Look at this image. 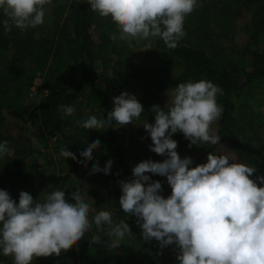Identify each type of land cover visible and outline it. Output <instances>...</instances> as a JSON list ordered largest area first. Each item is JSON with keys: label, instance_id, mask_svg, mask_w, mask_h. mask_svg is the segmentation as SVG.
I'll use <instances>...</instances> for the list:
<instances>
[{"label": "clouds", "instance_id": "clouds-1", "mask_svg": "<svg viewBox=\"0 0 264 264\" xmlns=\"http://www.w3.org/2000/svg\"><path fill=\"white\" fill-rule=\"evenodd\" d=\"M53 0H0V25L5 32L16 27L23 31L44 23L46 7ZM101 18L110 17L119 31L113 38L122 41L160 38L175 48L184 36L185 17L199 0H86ZM223 90L210 80H186L170 92L164 109L152 105L154 121L142 120L150 138V149L166 159L142 160L132 168V179L120 181L119 206L124 214L137 218L144 240L154 238L161 247L175 244L178 264H264V177L251 179L254 168L238 162L232 153L209 152L206 162L190 167L192 160L181 158L171 138L178 130L192 144L218 145L219 134L211 125L223 108L217 95ZM113 108L107 118L90 114L77 121L88 129H103L111 121L124 125L140 120L143 107L125 91L112 97ZM71 116L72 105H60ZM101 142L88 141L80 157L92 156ZM10 149L0 140V158ZM60 156L76 160V155L61 147ZM83 164L85 161H78ZM111 159L103 167L93 161L90 171L108 174ZM146 173L166 177L170 194L162 196L161 183ZM147 182V183H146ZM65 199L61 188L44 192L33 199L19 192L18 203L0 189V255L11 256L13 264H31L33 257L59 255L95 226L92 244L108 249L120 245L131 233L124 219L113 222V211L94 209L85 189L76 188ZM91 214V215H90ZM107 226V227H105ZM107 237V239H105Z\"/></svg>", "mask_w": 264, "mask_h": 264}, {"label": "trees", "instance_id": "trees-1", "mask_svg": "<svg viewBox=\"0 0 264 264\" xmlns=\"http://www.w3.org/2000/svg\"><path fill=\"white\" fill-rule=\"evenodd\" d=\"M243 8L251 12L250 21L254 28L252 38L264 33V0H199L197 7L185 17L183 26L185 34L178 45L175 48H168L162 39L151 38L156 54H148L147 57L134 62L128 74L135 82L129 84L130 81L126 80L123 85L126 92H130L132 86L136 87L137 93L134 96L144 107H148L158 99V95L167 86L175 65H178L180 70L179 83L200 79L212 81L223 90L222 95H217V103L223 108L222 114L217 120L215 132L219 134L220 139L218 145L206 143L202 155L197 160L206 162L202 159H207L209 152H215L221 145L226 144L258 165V169L264 177V166L258 164L246 152L234 127L235 117L233 116L235 91L242 84L264 78V51H247L246 53L249 52L251 56L250 64L248 67H241L230 60L220 58L219 52L211 53L208 44L210 34H213L209 23L214 20L215 22L227 21ZM91 12L86 0H73L68 5L56 3L53 11L54 18L67 21V26L63 32L61 31L60 37L29 32L23 38H15L12 41L13 51L8 66L4 72L0 73V94L3 96L0 99V140L7 141L10 149L9 153L0 158V174L4 177V183L9 184L10 191L6 190L9 195H13L12 189L25 191V188L20 187L29 177L30 167L25 159L27 149L22 145L19 132L13 135L10 132L11 127L10 129L6 127L7 121L1 114L2 106H16L20 110L25 107L22 104L24 102L22 96L14 97L9 94L11 92L9 90L10 83H16L23 78L27 63L34 65L42 60L43 63L40 64L39 69H43L44 62L53 53L63 52L64 59L69 63V69L79 71V76L70 79L60 66L51 62L45 72L50 90L37 104V112H30V114L34 118H40L43 125L49 127V130H59L58 121L63 112L59 108L60 105L70 104L74 106V109L83 102L90 105L91 109L88 113L81 114L79 118L71 116L63 121V126L68 134L70 132L73 135V141L77 142L79 147L71 148V152L76 155L77 159L70 158L67 161L65 171L59 176V179L61 185H64L65 194L67 192L69 201H71L70 193L72 192L67 191L69 186L65 181L73 178V181L76 182L74 188L82 189L86 184V179L94 178L96 174L95 178L98 177L100 186H96L95 190L90 192L94 202L92 206L112 209L115 223L124 219L131 232L126 235L125 240H130L135 244V248L130 253L121 255L116 248L108 249L105 244H92L89 239L95 232V226H93L82 238L74 242L68 249L62 250L59 255L39 256L37 257L39 261L33 264H58L61 260L70 261V264H77L79 261L83 264H177L174 248L170 245L161 247L154 238L144 240L137 218L131 213L125 215L119 206L120 181L131 180L132 172L122 153L115 121H111L109 126L103 129L88 130L76 123L87 118L90 114H100L107 118V113L112 108L109 100L111 90H107L106 86L113 82L114 74L123 71L125 65L121 46L111 40L109 36L116 24L110 17L101 18ZM0 19L3 17L0 16ZM94 28L99 30L98 37L102 42H95ZM13 30L14 27L5 32L3 26L0 25V49L6 48ZM101 50L114 55V58L112 56L105 58L107 60L105 65L110 67V63H113L109 74L96 72V62L100 59L99 51ZM174 135L172 136L177 138L178 145L184 146L188 141L179 130ZM65 137L66 141L71 138V136ZM93 138L99 139L101 143L93 148L92 156L80 157L79 153ZM151 153L153 156L162 158L160 154ZM81 159L85 161L83 164L78 162ZM109 159L112 164L108 174L90 171L93 161L103 167L105 161ZM82 167L84 170L81 169ZM101 190L103 194L100 193ZM18 198L19 194H15L11 199L18 203ZM36 199L42 198L37 197ZM0 258L4 257L0 256ZM5 264H13V260L7 259Z\"/></svg>", "mask_w": 264, "mask_h": 264}, {"label": "rangeland", "instance_id": "rangeland-1", "mask_svg": "<svg viewBox=\"0 0 264 264\" xmlns=\"http://www.w3.org/2000/svg\"><path fill=\"white\" fill-rule=\"evenodd\" d=\"M73 0H53L52 4L46 7V13L44 17V23L38 25L34 28H28L26 30H19L14 27L13 34L9 43L5 49H0V73L4 72L8 66L11 52L13 51L12 41L15 38H23L29 32H34L37 35H53L59 36L61 31L63 32L67 26V21L64 19H55L54 18V5L56 3L61 4H70ZM95 13V12H91ZM251 12L250 10L241 9L236 15L231 18H228L227 21H211L209 23L213 34H210L208 44L211 53H220V58L225 60H230L231 62L241 66L248 67L251 61L250 51H264V33H260L256 38H252V32L254 30L252 22L250 21ZM213 18V17H212ZM227 22V23H224ZM109 33L111 40L116 41L121 46V54L125 60L124 69L119 74H114L112 76L113 82L108 83L106 86L107 90H111L109 94V100L111 108H113L112 97L117 96L124 91V81H130L129 84L135 82L131 76H129V69L131 65L147 57L148 54H156V50L153 46L151 38L146 40H131V41H122L118 37L113 38V34L118 33L119 29L115 25ZM94 38L95 42H102L99 36V30L94 28ZM249 51L248 53H246ZM101 52V53H100ZM210 52V51H209ZM100 59L96 62V72L100 74H109L112 70V64L110 67L105 65L107 60L106 57L112 56L111 53H107L103 50L99 51ZM56 63V66H60L65 75L70 79H75L79 76V71L69 69V63L64 59L63 52L53 53L44 63L45 66L43 69L40 68V64L43 63L42 60L36 62L34 65L26 64L25 75L23 78L16 83H10L9 91L11 96L16 97L20 95L23 97L25 105L24 109H17L16 106L13 107H4L2 106L1 114L2 117L6 119V127L11 130L10 132L15 135L19 132V137H21L22 145L26 147V162L30 167L29 177L24 181V185L20 188H25V191L28 192L33 199L37 197L42 198L44 192L54 190L56 188H61L64 191L63 186L61 185L59 176L65 171L67 166V161L70 159L63 158L60 156L61 147H66L67 150L71 151L73 148L79 147L78 143L74 142L73 135L67 132L66 128L63 126V121L69 117L75 116L79 118L81 114H86L89 112L90 105L85 102L76 106L74 113L71 116H66L62 112V115L59 119L60 129L49 130V127H46L41 122L40 118H34L30 112H37V104L50 90V87L47 83V77L45 76L46 67L50 63ZM179 66L175 65L173 71L171 72L167 86L162 90L158 95V99L153 102V104L148 105V107H143V113L140 120L134 122H129L124 125H116L117 129V138L119 139L120 145L122 147V153L124 155L125 161L130 169L142 160L151 159L153 161L159 162L166 159V155H160L162 158L153 156L150 149L152 143L151 138L147 130L143 127L141 121L144 119L148 123L154 121V115L151 110L152 105H158L161 109H164L167 99H170V92L176 86L178 82ZM115 86V87H112ZM131 86V85H130ZM126 92V91H125ZM134 95L137 93V88L132 86L131 91L127 92ZM3 96L0 94V99ZM234 104L235 109L233 116L235 117L234 127L236 132L239 135V138L242 144L245 146L246 152L254 158L258 164L264 166V78L255 80L251 83L242 84L239 89L234 93ZM15 108V109H14ZM15 125V126H14ZM217 128V120L211 125L212 131L215 133ZM51 134V135H49ZM174 135V134H172ZM71 136L68 141L64 137ZM175 136V135H174ZM174 136H171L177 143L176 152L178 155L183 158L188 156L192 160L190 167H194L196 164H202L204 162L198 161L202 155V151L206 145L203 144H192L188 140L184 146L178 145V141ZM65 137V138H66ZM22 146V147H23ZM71 146V147H69ZM72 148V149H71ZM215 152L223 153H232L235 155L238 162H244L251 165L254 168V172L251 175V179L256 181L257 176H261V172L251 159L246 158L232 149L229 145H221ZM206 161V158L202 159ZM81 169L84 170L82 167ZM132 172V171H131ZM149 175L151 182L152 180H157L161 183V192L162 196H167L170 194V186L167 184L166 177L159 174L146 173ZM96 175V174H95ZM86 179L85 185L81 190L86 191V194L93 200L90 192L95 190L96 186H100L98 177ZM93 176V174H92ZM3 176L0 174V189L9 190V184L4 183ZM72 180V181H71ZM68 182L69 186L67 191L73 192L76 186L75 180L70 178L65 181ZM257 186H259V182ZM147 183V182H146ZM75 184V185H74ZM99 188V187H98ZM74 189V190H73ZM22 190V189H21ZM13 195H10L11 198L15 194H19V190H11ZM23 191V190H22ZM65 193V191H64ZM103 194V191H100ZM37 196V197H36ZM65 199L69 200L68 194L66 192ZM94 209H100L103 207ZM113 222L115 219L113 217ZM175 250V261L178 264L177 253L178 248L173 243L170 244ZM117 252L121 255H126L135 248L130 240H123L120 245L115 247ZM3 259L0 258V264H5L7 259H12L11 256H4ZM6 258V259H5ZM39 260L37 257H33L31 263H37ZM58 264H70V261L61 260ZM77 264H83L78 262Z\"/></svg>", "mask_w": 264, "mask_h": 264}]
</instances>
